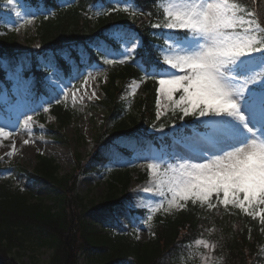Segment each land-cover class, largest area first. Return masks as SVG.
Here are the masks:
<instances>
[{
  "label": "trees",
  "instance_id": "obj_1",
  "mask_svg": "<svg viewBox=\"0 0 264 264\" xmlns=\"http://www.w3.org/2000/svg\"><path fill=\"white\" fill-rule=\"evenodd\" d=\"M164 1L27 0L38 12L37 33L41 42L32 57V67L27 70V75L33 77L34 90L49 98L53 96L44 83L48 69L38 63L41 56L55 61L66 73L72 70L73 63L80 70L98 63L108 77L105 97L100 101L106 115L92 151L86 157L80 154L75 157L77 165L72 173L61 174L55 158L39 154L33 171L22 165L14 166L16 173L32 180L35 190L23 189L12 179L0 182V264H27L21 256L28 252V246L52 250L49 264H80L82 256L86 264H202L190 254L191 246L200 239L215 245L216 264H264L259 249L264 244L261 231L264 225L260 219L231 205L208 209L189 202L173 214L157 213L149 223L151 239L147 241L139 238L136 227L118 222L107 227L89 219L94 211L113 214L124 204L132 172L112 171L107 175L104 196L90 201L79 190L81 176L102 170L118 152L127 157L143 152L157 143L152 129L181 122L179 114L173 116L172 112L157 119L158 84L156 79H143L145 74L138 66L146 52L160 55L153 46L165 43L153 35L162 29L151 27L162 20L160 5ZM127 2L131 6L126 11ZM238 2L247 10L256 11L264 22V0ZM113 7L117 10L109 14L107 10ZM132 9L151 15L133 16ZM114 26L141 38L143 46L123 63L115 57L116 62L109 64L97 44L110 46L116 52L122 50V45L109 37ZM15 40L14 33L0 37V93L1 84L9 83L7 75L18 68L17 54L13 51ZM134 80L143 82V95L131 106L120 96L125 84ZM50 107L60 127L76 115L75 109L62 100L53 101ZM40 119L46 122L45 115ZM184 119L192 124L191 117ZM51 131L57 133L59 129Z\"/></svg>",
  "mask_w": 264,
  "mask_h": 264
},
{
  "label": "snow or ice",
  "instance_id": "obj_2",
  "mask_svg": "<svg viewBox=\"0 0 264 264\" xmlns=\"http://www.w3.org/2000/svg\"><path fill=\"white\" fill-rule=\"evenodd\" d=\"M7 5L20 7L19 0H7ZM160 6L162 20L151 27L162 29L153 35L165 43L153 46L160 55L146 52L138 66L145 74L143 79L153 78L158 84L157 119L164 98L163 106L173 116L179 114L180 121L191 117L194 124L184 152L142 157L148 161L150 176V185L142 192L156 198L152 212L183 209L191 202L208 209L231 205L255 216L256 206H264V22L238 0H166ZM129 7L125 5V10ZM116 10L113 7L107 12ZM137 13L151 15L132 9L131 15ZM16 14L22 15L20 11ZM34 18L32 14L25 22ZM109 37L124 45L125 55L143 46L138 36L119 27L114 26ZM97 48L103 58L113 51L110 46L97 44ZM115 62L107 59L109 64ZM51 67L59 80V65ZM83 76L78 71L72 78ZM131 92L135 95L136 85ZM60 96L66 98L67 93L61 90L52 98L60 103ZM31 122L33 117L28 115L23 125L27 128ZM172 123L175 126V121ZM200 127L204 130L197 131ZM7 128L0 126V137L13 135L15 129ZM29 142L25 139L23 144ZM16 151L13 141L6 155L11 157ZM151 218L149 215L148 220ZM260 223L264 225V210ZM196 243L209 250L215 248L202 240Z\"/></svg>",
  "mask_w": 264,
  "mask_h": 264
},
{
  "label": "rangeland",
  "instance_id": "obj_3",
  "mask_svg": "<svg viewBox=\"0 0 264 264\" xmlns=\"http://www.w3.org/2000/svg\"><path fill=\"white\" fill-rule=\"evenodd\" d=\"M164 3H166V0ZM19 5V8L13 9L7 5V0H3L0 8V37L9 33L16 35L13 51L17 54L18 60L17 70L7 75L9 83L1 84L3 91L0 93V126L8 125L6 130L12 131L15 129V131L8 138L0 137V182L12 179L15 185L33 191L36 188L32 180L24 174L16 173L14 166L22 165L29 171H33L37 157L40 154L55 158L60 164L61 174L72 173L77 165L75 157L78 154L86 157L92 151L95 138L100 131L101 124L104 122L106 110L100 104V101L105 97L104 90L108 83V77L103 67L98 63L89 65L84 70H80L73 63L71 64L72 70L69 73L60 68V79L58 80L51 67V65L56 64L55 61L43 56L39 57L38 63L43 64L48 69V74L44 78L47 91L52 92L50 94L53 96L61 90L66 92L67 97L60 96V100L76 111V115L71 122L64 127H60L50 107L55 99L52 98L53 96L49 98L34 90L33 77L27 75V70L32 67V57L36 55V51L41 46L37 33L38 12L27 0H19ZM125 5L130 4L125 3ZM17 11H20L22 15L18 16ZM32 14L35 15V18L32 19L31 23H26L25 20L30 18ZM140 47L136 46L131 55L124 54L127 52L124 45H122V50L117 52L111 47L113 51L108 59L116 57L124 61L132 57L133 53ZM78 71L83 72L84 76L73 79L72 77L76 76ZM119 84H121L120 81ZM133 85H136L135 95L131 92ZM93 90H95V96H92V93L88 94ZM142 95L143 82L134 80L125 84L124 93L120 97L132 106ZM176 97H179V93H176ZM50 99L51 103L49 104ZM165 103L166 100L161 98L160 118L171 113L170 110L164 108ZM44 108L48 110L44 111ZM28 115L33 117V122L25 128L23 120ZM42 115H45V123H42L40 119ZM193 124V121L190 124L184 119L179 123H175V126H163L162 130L161 126H158L151 131L152 134L156 135V144L149 145L143 152H135L131 157L118 152L102 170L81 176L79 190L90 201L100 200L104 196L107 189V175L112 171L127 169L132 172V181L123 199L124 206L118 207L113 214L94 211L89 215V219L106 224L107 227L113 222L122 223L126 226L130 225L137 228L140 239L145 241L151 239L149 223L153 216L160 212L173 214L181 209L174 208L169 212H165L164 208H160L152 212L151 209L156 207L157 202L152 194L142 192L137 195L138 197H131L130 194H132L133 189L150 185L148 161L142 157L150 155L168 156L169 154L180 153L177 151L176 146L187 143L188 136L191 134L188 133V130L193 133ZM16 125H19V127L16 128ZM53 128L59 129V132H52ZM196 130L203 131L204 129L200 127ZM25 139L30 141L27 145L23 144ZM13 141H15L17 151L9 157L6 154L11 151ZM164 207H168L167 203L164 204ZM262 210H264V206H256V218L260 219ZM140 211L146 213L141 215ZM149 215L152 217L151 220H148ZM200 240L210 244L203 239ZM28 247V252L23 253L24 255L21 256L25 263L49 264L52 250L47 248L38 250L36 247ZM259 249L260 256L264 259V244L260 245ZM190 254L198 257L202 264H216L214 249L209 250L205 247V244L195 243L191 246ZM206 257H208L207 260ZM80 264H86L84 256L80 257Z\"/></svg>",
  "mask_w": 264,
  "mask_h": 264
},
{
  "label": "bare ground",
  "instance_id": "obj_4",
  "mask_svg": "<svg viewBox=\"0 0 264 264\" xmlns=\"http://www.w3.org/2000/svg\"><path fill=\"white\" fill-rule=\"evenodd\" d=\"M90 93H92V92H89L88 94H90ZM202 129H203V128H202ZM188 133H191V134H189L190 136H188V137H191V136H192V131H191V130H188ZM185 145H186V144H178V145L176 146L177 151L180 152V153H181V152H184V151L186 150ZM142 189H143V188L133 189L132 194H130L131 197H134V198H135V197H138L137 195L142 193ZM123 205H124V204H123Z\"/></svg>",
  "mask_w": 264,
  "mask_h": 264
}]
</instances>
